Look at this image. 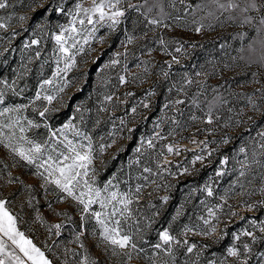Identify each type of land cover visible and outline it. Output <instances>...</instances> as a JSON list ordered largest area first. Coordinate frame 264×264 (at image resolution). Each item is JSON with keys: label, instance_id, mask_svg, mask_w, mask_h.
Masks as SVG:
<instances>
[{"label": "rangeland", "instance_id": "obj_1", "mask_svg": "<svg viewBox=\"0 0 264 264\" xmlns=\"http://www.w3.org/2000/svg\"><path fill=\"white\" fill-rule=\"evenodd\" d=\"M29 2L14 10L20 17L15 22L5 16L6 7L0 9V23L6 25L0 28V109L24 106L0 119L19 115L26 127L27 120L39 124L24 135L40 143L69 121L86 133L94 149L90 169H95L87 179L101 189L111 181L110 191L130 194L121 226L136 248L113 250L104 244L90 214L102 211L99 204L84 213L77 201L46 184L35 167L0 144V199L17 217L20 231L51 264H82L85 256L97 264H198L186 254L166 261L156 247L160 233L178 227L189 243L190 237H204L203 229L218 235L219 229L240 221L229 247L237 254L230 256L239 257V242L249 253L247 236L264 239V0H255L257 9L248 12L240 9L249 0H234L240 8L228 10L213 0H122L124 15L113 28L85 21L83 28L96 29L87 43L83 34H71L83 51L76 54L74 67L55 77L64 63L54 37L71 25L77 4L89 8L92 0ZM245 17L251 20L244 22ZM81 18L83 13L75 27H82ZM154 19L159 23L150 22ZM28 26L34 33L18 44L19 29ZM45 80L52 84L42 89ZM163 84L170 98L160 109ZM37 92L53 95L51 104L37 100ZM67 135L73 139L71 129ZM202 170L204 183L182 184L181 179ZM205 198L191 210L195 200ZM164 215L169 221L161 228ZM55 224L61 225L58 235L50 230ZM254 264H264V249Z\"/></svg>", "mask_w": 264, "mask_h": 264}, {"label": "snow or ice", "instance_id": "obj_2", "mask_svg": "<svg viewBox=\"0 0 264 264\" xmlns=\"http://www.w3.org/2000/svg\"><path fill=\"white\" fill-rule=\"evenodd\" d=\"M122 0H92V6L89 8H83L80 4L76 5V12L72 14L73 20L71 25L63 29L60 35H56L54 38L58 45L59 52L62 54L60 59L63 60L64 67H57L53 73L54 77L59 76L62 72H67L75 65V56L77 53L83 51V45L79 44V41L72 36V33L76 35L83 34L84 43L88 42V38H95V27L91 31L83 28L85 21L88 24H108L109 28H113L119 23V17L124 13L119 7ZM213 3L217 5L219 9H237L240 5L235 3L234 0H227V2H221V0H213ZM7 7V0H0V9ZM250 9H257L255 0H249V2L240 9L242 12H248ZM151 11V9H149ZM83 13V18L79 19L81 28L75 27L77 17ZM21 19H24L21 17ZM251 20V17H245L244 22ZM153 24L159 23L158 20H151ZM260 24L264 25V17L260 19ZM6 25L0 23V28H4ZM200 29L197 28L196 31ZM65 32L69 35L66 37ZM71 40V45L68 41ZM131 43V38L128 40ZM33 44L38 41H32ZM75 49V52L72 51ZM179 51V49H177ZM115 63V61H113ZM59 64V60H58ZM121 82H124V77H120ZM52 84L51 80H45L41 85ZM67 82H65V86ZM63 91V87L57 89V92ZM46 100L49 104L54 99L53 95H44L41 97V93L37 92L36 99ZM111 99V97H106ZM0 103H3V93L0 92ZM23 105H17L16 107H6L0 109V117H4L7 113H19L23 109ZM48 111L47 108L40 112V116H44ZM208 122L211 123V115L209 112ZM22 122V118L17 115L15 117L9 115L7 120L0 119V144L5 148H8L12 153L20 157L21 160L27 162L28 165L35 167L36 175L45 181L46 184H54L62 193H66L68 197L77 201L82 206L84 213H89L93 204H99L102 211H91V216L95 219L97 225H99V236L101 241L109 245L115 250L116 248L125 249L131 246L135 250L136 245L132 241V237L125 233L121 226V218H126L125 214L129 213V205L132 203L131 196L128 193H120L118 191H110L111 181L104 185L103 189L94 186V181L87 179L89 172H94L95 169H90V165L93 161V145L91 138L86 133H82L76 130L71 121L65 124L63 128L56 131H50L49 140L40 143L33 139H29L24 133L28 131V128L39 127V124H35L31 120ZM47 128L48 125L45 124ZM72 130L73 139H69L67 132ZM17 131L19 135H17ZM58 133L60 137H58ZM79 137L80 139H75ZM87 141V143H83ZM111 145H108L110 147ZM148 147H153L152 141L148 142ZM100 151H104L102 145ZM139 151V149H137ZM171 145L168 146V152H172ZM200 159V157H197ZM145 171H151L145 169ZM139 188H137V192ZM212 195L211 190L208 192ZM165 199H167L165 197ZM7 201L0 199V264H26V261L30 264H51V261L45 256L32 240L28 239L23 231H20L17 224V217L13 215L6 207ZM108 209V211H103ZM66 215V214H65ZM214 213L209 209V216H213ZM86 217L82 216V219ZM38 219H42L38 217ZM205 224L209 221L205 220ZM54 228L56 234H59L61 225L55 224L50 227V230ZM212 231H215L212 228ZM79 239V237H77ZM175 238L171 236L167 230L160 233V240L163 244H170ZM10 242V244L8 243ZM11 246H14L11 247ZM157 248L161 245L157 244ZM246 247V246H245ZM23 254V257L17 254ZM189 251L192 249L189 248ZM229 255H236L235 248L228 249ZM82 264H97V262L88 256L84 257Z\"/></svg>", "mask_w": 264, "mask_h": 264}, {"label": "trees", "instance_id": "obj_3", "mask_svg": "<svg viewBox=\"0 0 264 264\" xmlns=\"http://www.w3.org/2000/svg\"><path fill=\"white\" fill-rule=\"evenodd\" d=\"M7 7L5 8V16L9 17L11 19V22L18 21L20 19L19 15L14 11L15 9L28 6L32 2H29V0H7ZM21 5V6H20ZM46 8H48L47 5L42 6L40 9H37L35 14H41ZM63 10V9H62ZM61 15V14H59ZM21 35L16 38L18 44L20 43V39H24L29 36V34L34 33V27H24L20 28L19 32ZM50 41H53V36L51 35ZM44 42L41 41L39 45H42ZM17 45V44H16ZM97 61H95L93 64L96 65ZM51 77V75H49ZM170 98V94L167 92V85H164L160 87V109L163 104V102ZM219 158V157H218ZM218 162V161H216ZM207 173L204 172V170L196 172L193 176H190L186 179H181L182 184L187 183L189 181H192V183L199 184L204 183L205 179L207 178ZM207 197V196H206ZM215 199V200H214ZM209 199L205 198L204 201H200L199 199L195 200L193 202V207L191 210H196L197 204H202ZM210 201L216 202V198H211ZM196 212V211H195ZM196 214V213H195ZM169 221L168 216L164 215L160 217V227L164 228V226H167L166 222ZM241 222L240 221H233L228 227L219 229L218 235H212L210 236V231L208 229H203L205 231H200L202 233H206L204 237L200 238L198 236L190 237L191 242L184 243V237L179 231L178 227L172 228L168 227V230L175 239L168 245L163 244V242H160V252L162 254H165L163 257L166 261H170L172 256H176V258H179L178 260L183 257L184 254L187 256H192L193 259L197 260L198 264H254L257 263L260 260V253L264 249V239H257L254 240L252 237L247 236V242L250 247V251L247 254H244V245L243 242H239L237 248L239 249V259L235 257H231L229 254H227L229 247L232 245L233 239H234V233L237 231L234 229V226H238ZM201 230V229H199ZM263 236V235H262ZM180 240V243H176L175 240ZM156 243V242H155ZM191 243L193 246L191 247ZM189 248H191V251H187ZM166 252L168 254H166ZM247 256V257H245ZM244 258L245 261H241L240 258ZM197 258V259H196Z\"/></svg>", "mask_w": 264, "mask_h": 264}]
</instances>
